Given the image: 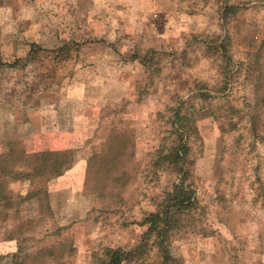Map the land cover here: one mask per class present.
<instances>
[{"label":"rangeland","instance_id":"rangeland-1","mask_svg":"<svg viewBox=\"0 0 264 264\" xmlns=\"http://www.w3.org/2000/svg\"><path fill=\"white\" fill-rule=\"evenodd\" d=\"M179 104L200 208L170 264H264V0H0V154L71 158L7 183L0 264L133 246L176 181L155 153Z\"/></svg>","mask_w":264,"mask_h":264},{"label":"trees","instance_id":"trees-1","mask_svg":"<svg viewBox=\"0 0 264 264\" xmlns=\"http://www.w3.org/2000/svg\"><path fill=\"white\" fill-rule=\"evenodd\" d=\"M70 42L57 47L56 55L67 54ZM74 45V44H73ZM223 43L221 44V47ZM38 46L31 45L28 56L38 52ZM181 104L175 107L171 124L176 131V138L170 146H160L155 153V164L167 166L176 174V181L170 190L163 192L153 211L147 212L137 225L143 230L139 240L131 247H105L93 253L92 264H170L174 262L170 243L174 231L194 226L195 212L200 208L196 189L190 180L192 162L189 159L188 140L191 124L181 114ZM14 145V143H13ZM6 153L0 154V200L9 196L6 192L7 183L12 180L45 177L50 179L61 175L71 164L69 152L37 151L25 154L19 150L14 152L9 143ZM67 152V151H66ZM20 161L24 167L16 168L14 162ZM32 164V167L28 165ZM28 166L27 169H25ZM29 168L31 170H29ZM10 198V197H9Z\"/></svg>","mask_w":264,"mask_h":264}]
</instances>
